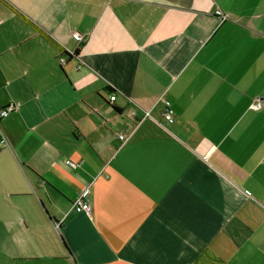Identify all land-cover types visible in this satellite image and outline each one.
<instances>
[{
	"label": "crops",
	"instance_id": "1",
	"mask_svg": "<svg viewBox=\"0 0 264 264\" xmlns=\"http://www.w3.org/2000/svg\"><path fill=\"white\" fill-rule=\"evenodd\" d=\"M5 106L0 264H264V0H0Z\"/></svg>",
	"mask_w": 264,
	"mask_h": 264
},
{
	"label": "built area",
	"instance_id": "2",
	"mask_svg": "<svg viewBox=\"0 0 264 264\" xmlns=\"http://www.w3.org/2000/svg\"><path fill=\"white\" fill-rule=\"evenodd\" d=\"M216 14L219 17H221V20H225L226 19V15L221 10H217L216 11ZM72 37L74 39H76L79 43H83L84 41H86L85 36L81 35L78 32H74L72 34ZM61 62L64 63L65 62V59L64 58H61ZM115 99H116V95L109 96V100L110 101L114 102ZM262 107H263L262 101L254 102L252 104V106H251V108H253V109H261ZM13 109H14V106H8L7 109L1 110L0 111V119H2L5 116H8ZM146 114H147V116H149V112H147ZM173 114H174V110L172 109V106H171L170 101H165V110L162 113L164 119L166 121H168V122H173V120H174ZM119 138L121 140H125L126 139L125 133L120 132L119 133ZM6 143H7V141H6L4 135H3L2 131H1V128H0V144H6ZM66 163L73 164V162L70 161V160H68ZM74 207H75V210L77 212H85L87 214H90L91 213V204H90V202L88 200L85 199V197L79 198L74 203Z\"/></svg>",
	"mask_w": 264,
	"mask_h": 264
},
{
	"label": "trees",
	"instance_id": "3",
	"mask_svg": "<svg viewBox=\"0 0 264 264\" xmlns=\"http://www.w3.org/2000/svg\"><path fill=\"white\" fill-rule=\"evenodd\" d=\"M29 24H31L35 29H36V31L38 32V33H41V34H43L44 36H46V37H48V34H47V32L42 28V27H40V26H38V25H36L31 19H29L27 16H25V15H23V14H20ZM66 55L67 56H69L70 58H73L74 56H77L78 55V51L77 52H75L74 54H70V53H68V52H66ZM107 93H108V95L109 96H111V95H116V88H113L112 86H108L107 87ZM111 103H113L112 101H111ZM8 108V106H5V107H3V108H1L0 109V111L1 110H4V109H7ZM115 110H117L118 112H119V109L118 108H116L115 107ZM2 119H0V121H1Z\"/></svg>",
	"mask_w": 264,
	"mask_h": 264
},
{
	"label": "rangeland",
	"instance_id": "4",
	"mask_svg": "<svg viewBox=\"0 0 264 264\" xmlns=\"http://www.w3.org/2000/svg\"><path fill=\"white\" fill-rule=\"evenodd\" d=\"M68 76H69V75H68ZM69 78H70V81H72L71 84H73V87L70 88V87L68 86V84H67V86H68V90H70V93H71V94H76V95H78L79 92H81V87L76 86V85L74 84V82H73V80H72V78H71L70 76H69ZM73 90H74V91H73ZM6 117H7V116H5V117L2 118L1 125H2L3 121L6 119Z\"/></svg>",
	"mask_w": 264,
	"mask_h": 264
}]
</instances>
